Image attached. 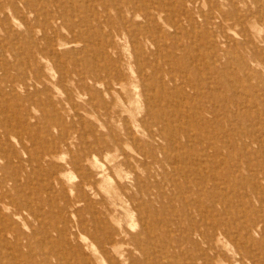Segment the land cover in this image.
<instances>
[{"label":"rangeland","instance_id":"1","mask_svg":"<svg viewBox=\"0 0 264 264\" xmlns=\"http://www.w3.org/2000/svg\"><path fill=\"white\" fill-rule=\"evenodd\" d=\"M251 1L252 0H234L236 7L240 9L239 14L241 13L240 15H242V17H244L247 14L246 12L249 9L255 7V3ZM135 2H136V5H135ZM142 2L144 3V5ZM192 3L193 4L195 3V4L193 5ZM137 5L139 8L138 7L136 8ZM203 5L209 8L207 7L205 8ZM213 5H215L216 9ZM144 8H145V11H143ZM147 8H150V9H147ZM233 10H234V5L229 0H226V1L225 0H222V1L221 0H206V3H205V0H183V1L182 0H148V1L147 0H143V1L142 0H135V1L134 0H0V153H1L0 154V158H1L0 165L4 163L3 164L4 168L2 169L0 167V170H1L0 171V182H4V185H5L7 183L4 180L6 176H12L16 178L17 182L19 183V184L16 183L19 186L15 184L17 189H14L15 187V186L13 187L14 183L10 181L12 185L7 186L8 188L3 187V189H5L3 192L5 193V191H7L5 194H9L8 196L10 197L12 196L14 199H17L16 201L19 202V205H22L21 203L23 202V200L25 199L29 200L33 209L37 211V215H36V212L33 215L30 212L26 211L24 212L22 219L21 218L15 219L18 222L17 227H19V223L21 225L20 226L21 228L19 227L18 231L22 230V232H18V234L15 233V234L8 235L9 237L7 236V239L9 238V240L7 241H9V243H7V241L6 243H4L2 239L0 240V244L2 242L1 244L2 248L0 247V254H1L0 261L1 259H3V257L5 259V257H7L8 255V256H12L14 259H18V264H143V262H146L147 264H185V263L186 264H199V263L200 264H215V263L217 264H222V263L223 264L224 263L240 264V262L241 264H244V262L245 264H254L249 259H247L246 256L252 255L253 253L254 254L257 253L260 256H262V258L258 260L256 264L260 262H262L260 264H264V245H263L264 241L262 240L264 239L263 238L264 237V215H263L264 214V200H263L264 190H262V188H264V147L262 146L264 145V116H263L264 115L263 114L264 113V106H263L264 105V102H263L264 101L263 99L264 98V93H263L264 92V86H263L264 85V76H263L264 66L259 64L255 60L257 55H262L264 57V49H262V52H260L261 48H264V41L261 39L260 34H259L260 31L264 33V30L258 29L259 25L255 23V20H254L253 26H252L253 20H250L249 27H248L249 29L247 32H244L243 27L239 25L233 18L229 17L227 20L222 19L224 12L226 11L233 12ZM179 11H182L183 14H181V12ZM119 12L121 13L120 15H119ZM147 13L148 15H150V17L147 15ZM161 13H162V16H161ZM203 13L205 15L207 13V16H205ZM208 13H209V17H208ZM175 14L179 16H176ZM189 14H191L192 16H190ZM124 16H126V19ZM158 16H160V18ZM127 18L128 19L130 18V19L128 20ZM150 19L151 20L153 19V20L151 21ZM173 19L175 21L174 23L175 24L177 23L176 26L173 24V21H172ZM143 21H146V22H143ZM107 22H108V25H107ZM59 23L61 24V26ZM121 24L122 25L124 24L125 26L124 25L122 26ZM206 24H207V27H206ZM106 26H107V29H106ZM145 26L147 27V29ZM120 27H122V29ZM141 27H144L145 30ZM252 27H254L255 29L254 28L252 29ZM46 28H48L49 31L47 30L46 32ZM139 28L140 30H138ZM154 28L156 31L154 30ZM184 29L187 31H184ZM111 30L113 31L115 30L116 32L115 31L113 32ZM127 30L128 31L130 30L131 34L128 35L129 32ZM53 31L55 32V34L57 33V35H55L56 37L54 36ZM154 31L158 36L155 35ZM204 31H206L205 33H207V36L205 35ZM49 34H51L53 38ZM121 34L122 36H120ZM133 34L134 35L137 34V35L134 36ZM151 34L153 35V37ZM162 34H163V37H162ZM168 34H169V37H168ZM184 34L185 35L188 34V35L184 36ZM78 35L80 38L78 37ZM123 35L125 38L123 37ZM226 35H228L229 37ZM173 36H175L174 37L175 39L173 38ZM145 37L148 40H146ZM72 38L73 39L75 38L76 40L74 39L75 40L74 41ZM152 38H155V39L151 40ZM40 39H42L43 41ZM80 39H81V43H78L80 42ZM59 40H61L62 42ZM82 41H84V43ZM44 42L51 43V44L49 45L45 43L42 45V43ZM68 42L70 43V45ZM171 42L172 43L174 42L173 43L174 45ZM210 42H213V43H210ZM240 42H242L243 45ZM246 42L248 43V45L249 44L250 45L248 46ZM58 43L61 44L60 45L61 47L59 46ZM109 43L110 44L112 43L113 46L115 44L117 45L113 47L112 45H109ZM182 44L183 46H181ZM83 45L87 47L85 48ZM97 45H100V49L104 51V55H102L98 51ZM38 46H40L41 50H39ZM108 46H110L111 48H109ZM231 46H232V49H231ZM240 46H243V47H240ZM227 47L229 50H227ZM107 48L108 50L109 49L111 50H109V52H106L108 51ZM86 49L87 51H89L88 53L86 52ZM238 50H239V53H238ZM56 51H57V54H56ZM82 51L85 53H82ZM127 51H130V52H127ZM131 51H133L135 54L137 53L136 54L137 56H135L134 53ZM189 51H192V52H189ZM149 52H150V55H149ZM45 54L46 55L48 54V55L46 56ZM182 54H186L185 56L187 57H185L184 55L182 56ZM197 54L199 55L198 57H197ZM207 54L209 55V57ZM73 55L74 57H72ZM37 56L39 58H37ZM115 56H116V59L118 60L115 59ZM181 56L184 59H181ZM173 57L174 59H172ZM194 57H196V59ZM44 58L45 60H43ZM134 58L136 59V61ZM189 58L190 60H187ZM233 59L235 62L233 61ZM237 59L238 61L236 63ZM181 60H183V62ZM241 60L244 63L243 62L241 63L240 62ZM247 60L248 62H246ZM250 60L253 63H251ZM113 61L116 63H113ZM184 61L186 62V65L184 64ZM135 62L136 64L139 63L143 65V68L145 70L144 72L146 74L145 75L146 80L143 83V86H145L144 88L146 89L143 90V93L145 92L146 93L144 96L140 95L142 93V87L140 85H138V87L140 86L139 87L140 89L138 87L136 88V91L139 89L138 91L139 93L133 92V88L131 86V83H133L134 81L135 82L133 84H137V83L139 84L138 77H136L137 73L131 72V70L135 69L136 71L138 68L139 64L135 65ZM129 63H131L132 67L130 66ZM249 63H251V65L253 64V66H251L253 68L250 69ZM212 64L214 65L212 66ZM100 65H104L105 67H107L108 68L107 71L111 73L113 72L112 66H114L117 70L121 71V73L123 72L122 73L123 77H121L120 81L121 82L123 81V83L126 85L124 86V88L119 89L120 90L119 95L125 96V102L128 105V109L132 112V114L134 113L133 115L137 116V118L147 119L149 122L152 121V118L154 119L155 117H162L166 121V122L164 121L163 124L169 126V127H166V129L168 130V133L166 136L167 138L165 139H162L159 137H157L156 139L152 138L148 136L147 134H145L143 130H140L139 127H137L138 132L135 135L129 136L127 134L129 126L127 125L126 122L117 121V120H111L109 123L107 122L104 112L106 110V106H107L106 104L108 105L111 104L110 103L111 97L109 96L110 91H107L105 85L102 87L101 86L102 83L97 82L90 73V69L92 67L94 68ZM182 66H183V69L181 68ZM203 67L204 68L206 67V68L204 69ZM239 67H241V70ZM254 67L256 69L258 67L259 70L258 69L257 70L260 71L261 73L258 72ZM214 68L215 70H213ZM76 69L78 70L79 73H76L77 72ZM68 70L69 71L71 70V72H69ZM192 70L193 72L195 71V73L191 72ZM197 70L199 72H196ZM39 71L40 72L43 71V74L39 73ZM214 71L216 73H214ZM224 72H226L227 75ZM247 72H250V73H247ZM73 73H74V76L71 78L69 75L71 74L73 75ZM196 73H198V75ZM223 73H224V76L226 75L225 78L223 76ZM79 74L82 76H80ZM191 74L194 76L195 79L193 78ZM205 74L206 75L208 74V75L206 76ZM235 74L236 76L239 74L238 76L240 78L238 76L236 77ZM131 75L133 79H131ZM259 75L261 77H259ZM35 76H37V79ZM256 76L258 77L257 81H256ZM58 77H61V79ZM81 77L87 80H83ZM102 77L101 79L104 81L105 79ZM124 77H126V80ZM202 78H207L208 80L207 79L202 80ZM43 79H45L46 82L45 81L43 82ZM66 79H69V80L66 81ZM182 79L183 81H181ZM62 80L64 81V83L62 82ZM174 80L175 82H173ZM186 80H187V84L189 82L190 86L186 84ZM211 80L212 82H209ZM34 81L36 83H34ZM75 81L77 84L79 83L78 84L79 86L75 83ZM205 81H208V82H205ZM246 81L248 83L247 86H246ZM166 82H168L170 86ZM195 82L197 83V85ZM221 82L222 84H220ZM89 83L91 85H89ZM80 85H81V88H80ZM88 85L91 87L89 88ZM216 87L219 88V90L216 89ZM163 89L165 90V92H163L164 91ZM87 90H92V91L88 92ZM257 91L259 92V94L256 93ZM90 93L92 96L90 95ZM228 93L229 94L231 93L232 95L234 93L233 97L231 94L230 96ZM256 95L258 97H255ZM89 96L92 98L90 99ZM94 96L96 99L94 98ZM245 96L248 97V99L245 100L246 98ZM129 97H131V100ZM221 97L224 99H222ZM239 97H241L243 102L241 101ZM88 98L90 99L89 101L91 103H94V104L96 103L97 105L96 104L92 105L88 101ZM136 98L138 101L136 100ZM132 100L134 103H131ZM107 101L109 102L107 103ZM261 102L263 103L262 105H261ZM228 103L231 105V110H230V106L228 105ZM198 105L201 107H199ZM148 106H150V111H148ZM205 106H206V109H204ZM211 106L213 107L214 111L213 109L211 110L212 108ZM99 107H101L100 108L101 113L99 112ZM222 107L224 108L221 109ZM239 107L241 110H239ZM138 108L141 110L138 111ZM199 108H201V110ZM95 109H97L98 112H96L97 110ZM129 110H128V113H130ZM199 110L201 112H199ZM223 110L225 111L223 112ZM238 116H241V117H238ZM101 118H103V120ZM128 120L131 121L130 119ZM7 124L13 125V129H11L13 130V133L11 131V134H10V130H8L9 132L7 130L5 131V129H8L5 126ZM108 124L114 128V129L112 128L113 131L111 130V127ZM111 124H114V125H111ZM107 127H109L110 129H108ZM252 127L254 128L252 129ZM235 130L238 132V134L236 133ZM14 131H17V132H14ZM101 132L104 134H102ZM111 132H112V138L110 134ZM100 133L102 135H100ZM184 133L186 135L187 134L189 135L185 136ZM14 134L16 135L14 136ZM121 134H122V138H124L123 140L120 137ZM247 134H250V135H247ZM123 135L125 137H123ZM32 136L33 138L29 139ZM6 137L8 140L6 139ZM117 137H120L118 140L119 145L116 144L115 139ZM130 137L132 140L135 138L138 141L137 140L135 141L134 139V141L132 142V140L129 139ZM15 139H17L18 141L17 140L15 141ZM68 140H70L69 141L70 144ZM52 141L53 142L55 141V142L52 144ZM244 142L247 144H245ZM55 143L56 144L58 143V144L56 145ZM50 144H52V146ZM58 145L60 146V148H58L59 147ZM70 145L72 146V148ZM91 145L93 147H91ZM110 145L114 149L110 147ZM161 145L162 147H164L165 157L162 153L158 152L159 149H161L159 147ZM43 146H44V149L42 148ZM244 146L247 147L246 150ZM4 147H6V149ZM10 147L12 148L10 149ZM65 147H69V149ZM22 148L23 150H21ZM32 148H33V151L30 150ZM57 148L59 149V151ZM99 148H100V151H99ZM24 149L28 152H26ZM28 149L31 151V153ZM38 150H39V153L37 152ZM145 150H148V151H145ZM187 150L190 152H188ZM247 150L250 151V153ZM16 151L18 152L16 153ZM42 151L44 152L42 153ZM103 151L104 152L107 151L108 153L107 152L104 153ZM9 152H11L10 153L11 155L9 154ZM71 152L72 154L74 153L73 156H76V157L78 156V159L73 156L71 157L72 155ZM152 152L154 156H152L153 155ZM185 152L186 153L188 152V153L186 154ZM195 152L200 153V154L207 153L206 155H212V156L217 155V154L218 155L220 154L222 156L225 155L224 157H226L227 159H231L232 162L234 158V162L238 163V168L237 170L232 169L234 171L228 170L229 168L223 169L222 171L219 170L221 173H219V171L216 172V177L218 180L217 184L206 181L207 185L204 184L203 189L201 188V190H198L194 188L195 190L193 192L196 193V190H197L200 193H196V194H193V192L186 193L185 189L188 188V185L186 183V180L183 178V176H180V173H182V167L180 168L176 162H179L180 159L184 158V155L190 156L192 154H195ZM18 153H20L22 156H20V154L18 156ZM27 153L29 154L33 153V154L28 155ZM34 153H36L37 156L40 157L39 160H36L38 157ZM50 153H52L51 155L53 158L51 157ZM63 153H65V155ZM245 153L246 154L248 153V154L246 155ZM44 154H46L45 155L46 157L44 156ZM149 154L150 155L152 154V155L148 156ZM9 155L11 156L9 159L8 157H4V156H9ZM122 157L124 158V162H123ZM152 157L155 159H153ZM20 158H23V160L19 161ZM41 158L43 160L46 159L45 160L46 163ZM13 159H15L16 161ZM73 159L75 160V162ZM80 159H84V161L81 160L82 164L80 163ZM70 160L73 162H71ZM154 160H155V163H154ZM5 161L7 162V164L10 165V167L6 165ZM9 161L10 162L13 161V162L10 163ZM18 161L21 163L19 164ZM83 162L85 164H83ZM101 162L103 164L105 163V166L101 165L102 164ZM126 162L129 164H127ZM142 162H144L143 164L145 166L142 165ZM38 163L41 165H39ZM98 164H100V166H98ZM5 166H7L8 168L5 169L6 168ZM38 166H41V167L38 168ZM248 166L250 167L252 166V167L248 168ZM27 167L30 168V171ZM54 168L55 170H53ZM59 168L62 170H60ZM81 168L82 169L85 168V169L82 170ZM86 168H89L91 170L87 169L88 170L87 171ZM248 169L250 170L248 171ZM6 170L11 171L12 174H10L11 172H6ZM26 170H28V174ZM31 171L32 172L35 171L34 174ZM89 171L92 174H90ZM21 172H23L24 174ZM85 172L89 177L92 176L90 177L92 179L88 178ZM20 175L22 176L21 178H19ZM29 175H31V177ZM83 175H86V176L83 177ZM93 175L94 176L96 175L95 178ZM25 176L27 177L26 179H25ZM100 176L101 178H99ZM238 176L239 177L241 176L240 179H237ZM52 177L54 178L52 179ZM243 177L244 179H242ZM246 177L248 178L247 180H246ZM59 178L62 179V183ZM222 179L225 183L222 181ZM249 179L250 181H248ZM78 181H80L84 185V187ZM50 183H54V184H50ZM59 183L61 185L63 184L64 186L63 185L61 186ZM122 183H124V186L122 185ZM96 185H99V186H96ZM209 185H211L210 187H212V189L208 188ZM261 185L263 186L261 187ZM1 186H3V183L1 184ZM92 189L94 190L92 191ZM230 189H233V190L231 191ZM17 190H19V192H16L17 193L16 194L15 191ZM83 192L85 193V196ZM214 193H217L219 195L214 194ZM226 193H228L229 195L227 196ZM240 193H241V197H240ZM94 194L98 196L96 197ZM182 194L186 196V202L188 203V207L182 206V202L178 198V196H181ZM199 194H201L202 197ZM212 194H214L215 196H213ZM224 194L227 196V198ZM232 194H235V197ZM204 195H206V198ZM211 195L215 199L211 197ZM15 196L17 198H15ZM88 197L92 198V201ZM130 198L132 199L130 200ZM9 199L10 198H6L5 201H9ZM96 199H98L99 201H97ZM149 200L152 202H150ZM195 201L197 203H200L202 206L201 212H204V213H201V215H199V213L196 212L194 208L195 205L193 206V204L196 203ZM242 202L244 203V205ZM135 205H136V208H134ZM203 205H204V208H203ZM0 206H1V203H0ZM87 207L88 208L90 207L89 210ZM98 207H100L101 210H99L100 208ZM156 207L158 209H156ZM217 207H219L220 209H218ZM107 208L109 212L106 211ZM223 208H226L227 210ZM102 209L104 210L102 211ZM146 210L148 211L150 210V211L148 212ZM154 210H158V211H154ZM188 210H190V212ZM222 210L226 212L224 213ZM73 212L75 213V216L73 215L74 214ZM193 212L195 216H193L194 215ZM81 213L83 214L82 216H81ZM77 214L78 215L80 214V215L78 216ZM188 214H191V215H188ZM247 215H249L250 217ZM131 217L134 220V222L131 219ZM82 219H84L83 222L85 223L82 222ZM256 219H258V221ZM93 220L95 221V223ZM218 220L220 223L223 222L225 229L218 230V229H215L216 226L213 227L214 225L212 224V222L218 221ZM96 222L98 223L100 227L97 226ZM141 222L142 223L144 222V223L142 224ZM145 223H146V226H145ZM228 223H230L232 227ZM196 224H198V226ZM210 224L212 225L213 228H211ZM192 225H193V228H192ZM149 226H151V228H149ZM233 226L236 228H234ZM49 227L50 228L52 227L51 231H48ZM118 227L119 229H117ZM146 227H148V229H146ZM114 228L117 229L120 234H114V235L107 234L109 233V231L114 230ZM131 230L132 231L134 230V232H131ZM147 231L149 233H152V232L153 233L147 234L148 233ZM229 231H232V232H229ZM201 234H202V237H200ZM212 234L216 238H219L220 236V238L222 239L221 241L225 243L224 244L217 243L216 238L211 239L210 235ZM244 234L246 235L247 238L245 237ZM236 235H238L237 236L238 239L236 238ZM153 236H155L156 239L154 238L152 240L151 238H153ZM230 237H232L231 238L232 240L230 239ZM256 237L257 238L260 237V238L257 239ZM133 238L139 239L142 242V247L140 249L134 247L132 243L134 240ZM195 238L197 239V241L195 240ZM111 239L113 240L115 239V240L113 241ZM235 241H236V244H234ZM214 242L216 243L214 244ZM239 242L240 243L242 242L241 244L243 246L242 245L240 246ZM94 244L95 246H93ZM226 244L228 247L226 246ZM206 245H208L209 247ZM214 245L215 246L217 245L218 247L216 246L215 247L216 249H215ZM242 247L244 249H243L242 254H240L238 253L237 249L242 248ZM250 247L252 248L253 252ZM260 247L262 250L260 249ZM71 248L73 250H71ZM77 248H79L81 252H79ZM202 248H203V251H202ZM129 251L130 252L132 251L133 254L132 252L130 253ZM214 252L216 253V256H213L215 255ZM119 253L120 254L122 253V254L120 255ZM210 253L212 254L210 255ZM223 253L226 254V257ZM217 254L220 256H218ZM174 256H177V257H174ZM133 258H135L136 260H134ZM144 258L145 260L147 258V260L145 261ZM236 260H239L240 262L238 263ZM247 260L249 262H247ZM4 261H6V259ZM8 264H11V263H8Z\"/></svg>","mask_w":264,"mask_h":264},{"label":"bare ground","instance_id":"2","mask_svg":"<svg viewBox=\"0 0 264 264\" xmlns=\"http://www.w3.org/2000/svg\"><path fill=\"white\" fill-rule=\"evenodd\" d=\"M135 1V0H134ZM143 1V0H142ZM148 1V0H147ZM183 1V0H182ZM222 1V0H221ZM226 1V0H225ZM229 1H231L232 2V4L234 5V10H233V12H224V14H223V16H222V19H224V20H227L229 17H231V18H233L239 25H241L242 27H243V31L244 32H247L248 31V27H249V22H250V20H253V24H252V26L254 25V20H255V23L256 24H258L259 26H258V29H260V30H264V0H252L254 3H255V7L254 8H251V9H249L246 13V15L244 16V17H242V15H240L239 14V12H240V9L238 8V7H236V5H235V3H234V0H229ZM251 1V2H252ZM181 2V1H180ZM139 3H140V1H139ZM143 3V2H142ZM191 3V2H190ZM197 3V2H196ZM205 3H206V0H205ZM213 3H214V1H213ZM223 3H224V1H223ZM242 3V2H241ZM87 4H88V2H87ZM146 4V3H145ZM147 4H148V2H147ZM183 4H184V2H183ZM193 4V3H192ZM195 4V3H194ZM193 4V5H194ZM135 5H136V2H135ZM143 5H144V3H143ZM190 5V4H189ZM192 5V6H193ZM224 5H225V3H224ZM223 5V6H224ZM227 5V4H226ZM149 6V5H148ZM185 6H186V4H185ZM204 6V5H203ZM214 7H215V5H213ZM138 7V5L136 6V8ZM141 7H143V6H141ZM205 7V6H204ZM207 7V6H206ZM205 7V8H206ZM133 8V7H132ZM135 8V7H134ZM135 8V9H136ZM139 8V7H138ZM186 8V7H185ZM184 8V9H185ZM207 8H209V7H207ZM142 9V8H141ZM147 9H150V8H147ZM189 9V8H188ZM201 9V8H200ZM215 9H216V7H215ZM137 10H139V9H137ZM160 10H161V8H160ZM183 10V9H182ZM204 10V9H203ZM224 10V9H223ZM226 10V9H225ZM232 10V9H231ZM143 11H145V8H144V10ZM157 11V10H156ZM192 11V10H191ZM201 11V10H200ZM208 11V10H207ZM214 11V10H213ZM148 12V11H147ZM155 12V11H154ZM159 12V11H158ZM179 12H181V14H183L182 13V11H179ZM184 12H185V10H184ZM209 12V11H208ZM222 12V11H221ZM192 13V12H191ZM210 13V12H209ZM209 13H208V17H209ZM121 13L119 12V15H120ZM159 14V13H158ZM185 14V13H184ZM204 14V13H203ZM219 14V13H218ZM147 15H148V13H147ZM160 15V14H159ZM176 15V14H175ZM174 15V16H175ZM188 15V14H187ZM190 16H192L191 14H189ZM199 15V14H198ZM205 15V14H204ZM220 15V14H219ZM53 16V15H52ZM51 16V17H52ZM57 16H59V15H57ZM62 16V15H61ZM146 16V15H145ZM149 17H150V15H148ZM157 16V15H156ZM161 16H162V13H161ZM164 16V15H163ZM174 16H172V17H174ZM176 16H179V15H176ZM181 16V15H180ZM205 16H207V13H206V15ZM211 16V15H210ZM50 17V18H51ZM65 17V16H64ZM125 17V19H126V16H124ZM149 17H148V19H149ZM159 18H160V16H158ZM189 17V16H188ZM194 17V16H193ZM200 17V16H199ZM212 17V16H211ZM220 17V16H219ZM55 18V17H54ZM122 18V17H121ZM120 18V19H121ZM133 18V17H132ZM131 18V19H132ZM156 18V17H155ZM164 18H166V17H164ZM168 18V17H167ZM180 18V17H179ZM198 18V17H197ZM221 18V17H220ZM56 19V18H55ZM58 19V18H57ZM60 19V18H59ZM124 19V18H123ZM123 19H122V21H123ZM128 19V18H127ZM130 19V18H129ZM128 19V20H129ZM157 19V18H156ZM175 19V18H174ZM174 19L172 20L173 21V24L176 26V24L174 23L175 21H174ZM186 19V18H185ZM192 19V18H191ZM194 19V18H193ZM48 20V19H47ZM62 20V19H61ZM65 20V19H64ZM151 20V19H150ZM153 20V19H152ZM151 20V21H152ZM159 20V19H158ZM162 20H163V18H162ZM200 20V19H199ZM156 21V20H155ZM166 21V20H165ZM182 21V20H181ZM211 21V20H210ZM222 21V20H221ZM56 22V21H55ZM143 22H146V21H143ZM161 22V21H160ZM180 22V21H179ZM178 22V23H179ZM185 22V21H184ZM183 22V23H184ZM188 22H190V21H188ZM192 22H193V20H192ZM47 23V22H46ZM64 23V22H63ZM122 23V22H121ZM126 23V22H125ZM140 23V22H139ZM142 23V22H141ZM154 23V22H153ZM168 23H169V21H168ZM197 23V22H196ZM222 23V22H221ZM233 23V22H232ZM51 24V23H50ZM60 24V23H59ZM111 24V23H110ZM132 24V23H131ZM186 24V23H185ZM184 24V25H185ZM200 24V23H199ZM228 24V23H227ZM251 24V23H250ZM53 25V24H52ZM66 25V24H65ZM107 25H108V22H107ZM112 25H114V24H112ZM122 25V24H121ZM124 25V24H123ZM122 25V26H123ZM136 25H138V24H136ZM145 25V24H144ZM150 25V24H149ZM159 25V24H158ZM161 25H162V23H161ZM166 25H168V24H166ZM183 25V24H182ZM225 25V24H224ZM45 26V25H44ZM58 26V25H57ZM60 26H61V24H60ZM125 26V25H124ZM132 26V25H131ZM134 26H135V24H134ZM165 26V25H164ZM163 26V27H164ZM238 26V25H237ZM53 27V26H52ZM51 27V28H52ZM55 27V26H54ZM64 27V26H63ZM128 27V26H127ZM127 27H125V28H127ZM146 27V26H145ZM154 27V26H153ZM160 27V26H159ZM158 27V28H159ZM171 27V26H170ZM169 27V28H170ZM187 27V26H186ZM194 27V26H193ZM203 27V26H202ZM206 27H207V24H206ZM226 27H228V26H226ZM233 27H234V25H233ZM49 28V27H48ZM48 28H46V32H47V30H48ZM62 28V27H61ZM114 28V27H113ZM112 28V29H113ZM121 29H122V27H120ZM135 28V27H134ZM141 28H143L144 29V27H141ZM151 28V27H150ZM149 28V29H150ZM157 28V27H156ZM167 28V27H166ZM165 28V29H166ZM190 28V27H189ZM212 28V27H211ZM215 28V27H214ZM254 27H252V29H253ZM44 29V28H43ZM50 29V28H49ZM106 29H107V26H106ZM118 29H119V27H118ZM117 29V30H118ZM146 29H147V27H146ZM174 29V28H173ZM213 29V28H212ZM255 29V28H254ZM257 29V30H258ZM52 30V29H51ZM136 30V29H135ZM138 30H140V28L138 29ZM145 30V29H144ZM152 30H153V28H152ZM151 30V31H152ZM154 30H155V28H154ZM181 30H182V28H181ZM192 30H193V28H192ZM191 30V31H192ZM205 30V29H204ZM231 30V29H230ZM49 31V30H48ZM111 31H113V30H111ZM115 31V30H114ZM113 31V32H114ZM128 31V30H127ZM126 31V32H127ZM133 31V30H132ZM156 31V30H155ZM155 31H154V33H155ZM165 31V30H164ZM164 31H163V33H164ZM174 31V30H173ZM173 31H172V33H173ZM184 31H187V30H185L184 29ZM188 31H189V29H188ZM45 32V33H46ZM54 32V31H53ZM116 32V31H115ZM119 32H120V30H119ZM129 33H128V35L129 34H131V32H130V30L128 31ZM135 32V31H134ZM142 32H143V30H142ZM158 32V31H157ZM167 32V31H166ZM169 32V31H168ZM196 32V31H195ZM206 31H204V33H205ZM217 32H218V30H217ZM237 32V31H236ZM243 32V33H244ZM45 33H43V34H45ZM72 33V32H71ZM118 33V32H117ZM138 33V32H137ZM149 33V32H148ZM153 33V32H152ZM179 33H180V31H179ZM184 33V32H183ZM186 33H188V32H186ZM185 33V34H186ZM198 33V32H197ZM249 33V32H248ZM52 34V33H51ZM51 34H49V35H51ZM74 34V33H73ZM120 34V33H119ZM166 34V33H165ZM184 34V36H187V35H185ZM200 34V33H199ZM213 34V33H212ZM220 34V33H219ZM259 34H260V37H261V39L264 41V33L263 32H259ZM55 35H57V33L55 34V32H54V36ZM75 35H76V33H75ZM74 35V36H75ZM134 35V34H133ZM132 35V36H133ZM135 35H137V34H135ZM134 35V36H135ZM152 35V34H151ZM155 35H157L156 33H155ZM172 35V34H171ZM170 35V36H171ZM205 35L207 36V33H205ZM221 35V34H220ZM249 35V34H248ZM252 35V34H251ZM47 36V35H46ZM52 36V35H51ZM60 36H62V35H60ZM65 36V35H64ZM72 36V35H71ZM82 36V35H81ZM115 36H116V34H115ZM120 36H122V34L120 35ZM147 36V35H146ZM158 36V35H157ZM156 36V37H157ZM192 36V35H191ZM205 36V37H206ZM226 36H228V35H226ZM225 36V37H226ZM56 37V36H55ZM58 37V36H57ZM78 37H79V35H78ZM110 37V36H109ZM123 37H124V35H123ZM130 37V36H129ZM152 37H153V35H152ZM162 37H163V34H162ZM168 37H169V34H168ZM175 36H173V38H174ZM177 37V36H176ZM197 37V36H196ZM200 37V36H199ZM203 37V36H202ZM221 37H223V36H221ZM229 37V36H228ZM42 38V37H41ZM52 38H53V36H52ZM62 38V37H61ZM80 38V37H79ZM83 38V37H82ZM111 38V37H110ZM114 38V37H113ZM125 38V37H124ZM146 38V37H145ZM149 38H150V36H149ZM167 38V37H166ZM204 38V37H203ZM207 38V37H206ZM205 38V39H206ZM219 38V37H218ZM237 38V37H236ZM249 38V37H248ZM46 39V38H45ZM57 39V38H56ZM59 39H60V37H59ZM66 39H67V37H66ZM69 39H70V37H69ZM73 39V38H72ZM75 39V38H74ZM73 39V40H74ZM108 39V38H107ZM112 39V38H111ZM155 38H152L151 40H154ZM170 39V38H169ZM175 39V38H174ZM227 39H229V38H227ZM244 39H245V37H244ZM250 39V38H249ZM254 39V38H253ZM40 40H42V39H40ZM47 40V39H46ZM76 40V39H75ZM74 40V41H75ZM77 40H78V38H77ZM146 40H148L147 38H146ZM158 40V39H157ZM188 40V39H187ZM232 40V39H231ZM43 41V40H42ZM59 41H61V40H59ZM58 41V42H59ZM68 41H70V40H68ZM109 41V40H108ZM113 41V40H112ZM135 41V40H134ZM139 41V40H138ZM165 41V40H164ZM178 41V40H177ZM210 41V40H209ZM239 41V40H238ZM243 41V40H242ZM250 41V40H249ZM253 41H255V40H253ZM41 42V41H40ZM49 42V41H48ZM56 42V41H55ZM62 42V41H61ZM66 42V41H65ZM72 42V41H71ZM78 42V41H77ZM83 43H84V41H82ZM111 42V41H110ZM130 42H132V41H130ZM136 42V41H135ZM134 42V43H135ZM155 42V41H154ZM159 42V41H158ZM166 42V41H165ZM174 42H176V41H174ZM173 42V43H174ZM202 42H204V41H202ZM229 42V41H228ZM235 42V41H234ZM46 42H44V43H42V45L43 44H45ZM60 43V42H59ZM58 43V44H59ZM67 43V42H66ZM69 43V42H68ZM74 43V42H73ZM78 43H81V39H80V42H78ZM104 43H105V41H104ZM114 43V42H113ZM137 43H139V42H137ZM156 43H157V41H156ZM170 43V42H169ZM172 43V42H171ZM172 43V44H173ZM210 43H213V42H210ZM236 43V42H235ZM234 43V44H235ZM241 44H242V42H240ZM244 43H245V41H244ZM247 43V42H246ZM252 43V42H251ZM40 44V43H39ZM46 44H51V43H46ZM86 44V43H85ZM133 44V43H132ZM159 44V43H158ZM186 44V43H185ZM202 44V43H201ZM224 44V43H223ZM230 44V43H229ZM253 44V43H252ZM260 44V43H259ZM48 45V46H49ZM61 44H59V46H60ZM63 45V44H62ZM69 45H70V43H69ZM87 45V44H86ZM102 45H103V43H102ZM109 45H112L113 46V44L111 43H109ZM115 45H117V44H115ZM114 45V46H115ZM134 45V44H133ZM174 45V44H173ZM172 45V46H173ZM187 45V44H186ZM232 45V44H231ZM239 45V44H238ZM243 45V44H242ZM247 45H248V43H247ZM250 45V44H249ZM248 45V46H249ZM258 45V44H257ZM52 46V45H51ZM53 46H54V44H53ZM56 46V45H55ZM74 46V45H73ZM84 46V45H83ZM89 46H90V44H89ZM98 47V51L102 54V55H104V51L102 50V49H100V45H97ZM113 46V47H114ZM156 46H158V45H156ZM181 46H183V44L181 45ZM207 46V45H206ZM233 46H235V45H233ZM39 47V50H41L40 49V46H38ZM45 47V46H44ZM58 47V46H57ZM61 47V46H60ZM85 47V46H84ZM87 47V46H86ZM85 47V48H86ZM109 48H111L110 46H108ZM117 47V46H116ZM174 47V46H173ZM179 47V46H178ZM187 47V46H186ZM190 47V46H189ZM225 47V46H224ZM240 47H243V46H240ZM42 48V47H41ZM51 48V47H50ZM56 48V47H55ZM137 48V47H136ZM218 48H220V47H218ZM217 48V49H218ZM234 48V47H233ZM245 48V47H244ZM243 48V49H244ZM257 48V47H256ZM38 49V48H37ZM45 49V48H44ZM47 49H48V47H47ZM103 49H105V48H103ZM119 49V48H118ZM171 49H172V47H171ZM216 49V50H217ZM231 49H232V46H231ZM236 49H237V47H236ZM262 49H264V48H261V50H260V52H262ZM51 50V49H50ZM53 50H54V48H53ZM52 50V51H53ZM107 50H108V48H107ZM109 50H111V49H109ZM109 50L108 51H106V52H109ZM145 50V49H144ZM181 50H182V48H181ZM189 50V49H188ZM209 50V49H208ZM221 50H223V49H221ZM225 50V49H224ZM227 50H229L228 49V47H227ZM43 51V50H42ZM48 51V50H47ZM61 51V50H60ZM76 51V50H75ZM134 51V50H133ZM133 51H131V52H133ZM142 51H143V49H142ZM159 51V50H158ZM172 51H173V49H172ZM187 51V50H186ZM218 51V50H217ZM233 51V50H232ZM244 51V50H243ZM37 52V51H36ZM44 52H45V50H44ZM50 52V51H49ZM86 52L88 53L89 51H87V49H86ZM112 52V51H111ZM118 52V51H117ZM127 52H130V51H127ZM183 52V51H182ZM189 52H192V51H189ZM257 52V51H256ZM48 53V52H47ZM71 53V52H70ZM82 53H85V52H83L82 51ZM122 53V52H121ZM121 53H119V54H121ZM134 53V52H133ZM144 53V52H143ZM156 53V52H155ZM170 53H172V52H170ZM173 53H175V52H173ZM184 53V52H183ZM186 53V52H185ZM200 53V52H199ZM203 53V52H202ZM222 53V52H221ZM229 53V52H228ZM235 53V52H234ZM238 53H239V50H238ZM38 54H39V52H38ZM37 54V55H38ZM56 54H57V51H56ZM61 54V53H60ZM66 54H68V53H66ZM110 54V53H109ZM118 54V55H119ZM137 54V53H136ZM135 53H134V55L135 56H137ZM142 54V53H141ZM146 54H148V53H146ZM189 54V53H188ZM256 54V53H255ZM260 54V53H259ZM43 55V54H42ZM41 55V56H42ZM46 55V54H45ZM48 55V54H47ZM46 55V56H47ZM52 55H53V53H52ZM51 55V56H52ZM130 55V54H129ZM139 55V54H138ZM149 55H150V52H149ZM152 55H153V53H152ZM172 55V54H171ZM185 56L186 54H182V56ZM208 55V54H207ZM206 55V56H207ZM223 55H224V53H223ZM238 55H240V54H238ZM58 56V55H57ZM76 56V55H75ZM105 56H107V55H105ZM120 56V55H119ZM131 56H132V54H131ZM140 56V55H139ZM138 56V57H139ZM181 56V59H184L183 57ZM189 56H191V55H189ZM199 55L197 54V57H198ZM206 56H205V58H206ZM218 56V55H217ZM220 56H222V55H220ZM35 57V56H34ZM43 57V56H42ZM41 57V58H42ZM72 57H74V55L72 56ZM130 57V56H129ZM142 57V56H141ZM144 57V56H143ZM146 57H148V56H146ZM176 57V56H175ZM185 57H187V56H185ZM208 57H209V55H208ZM242 57H243V55H242ZM250 57V56H249ZM37 58H39L38 56H37ZM50 58V57H49ZM53 58V57H52ZM58 58V57H57ZM137 58V57H136ZM150 58V57H149ZM148 58V59H149ZM195 59H196V57H194ZM213 58V57H212ZM227 58V57H226ZM225 58V59H226ZM231 58H232V56H231ZM233 58H234V56H233ZM51 59V58H50ZM115 59H116V56H115ZM135 59V58H134ZM139 59V58H138ZM172 59H174V57L172 58ZM200 59V58H199ZM211 59V58H210ZM43 60H45V58L43 59ZM55 60H57V59H55ZM116 60H118V59H116ZM116 60H114V61H116ZM121 60V59H120ZM187 60H190V58L189 59H187ZM242 60H244V59H242ZM240 61L241 63L243 62V61ZM255 60L259 63V64H261V65H263L264 66V57L262 56V55H257V57L255 58ZM37 61V60H36ZM113 61V63H116V62H114ZM130 61V60H129ZM135 61H136V59H135ZM141 61V60H140ZM182 62H183V60H181ZM186 61V60H185ZM184 61V64L186 65V62ZM193 61V60H192ZM191 61V62H192ZM222 61V60H221ZM225 61V60H224ZM233 61H234V59H233ZM237 61H238V59L236 60V63H237ZM121 62V61H120ZM151 62V61H150ZM190 62V61H189ZM194 62V61H193ZM235 62V61H234ZM246 62H248V60L246 61ZM250 62L251 63H253L251 60H250ZM54 63V62H53ZM153 63V62H152ZM151 63V64H152ZM175 63H176V61H175ZM174 63V64H175ZM210 63V62H209ZM239 63V62H238ZM244 63V62H243ZM251 63H249L250 64V69L251 68H253V67H251V66H253V64L251 65ZM130 64V66L132 67V65H131V63H129ZM128 64V65H129ZM139 64V63H138ZM138 64H136V62H135V65H138ZM143 64V63H142ZM188 64V63H187ZM211 64V63H210ZM230 64H231V62H230ZM257 64V63H256ZM258 64V65H259ZM120 65V64H119ZM147 65H148V63H147ZM189 65V64H188ZM207 65V64H206ZM214 64H212V66H213ZM219 65V64H218ZM221 65H222V63H221ZM220 65V66H221ZM227 65V64H226ZM241 65V64H240ZM245 65H247V64H245ZM245 65H243V66H245ZM56 66V65H55ZM121 66V65H120ZM155 66V65H154ZM179 66V65H178ZM184 66V65H183ZM183 66L181 67L182 69H183ZM191 66H192V64H191ZM198 66V65H197ZM204 66V65H203ZM255 66V65H254ZM117 67V66H116ZM145 67H146V65H145ZM147 67H149V66H147ZM175 67V66H174ZM215 67V66H214ZM228 67V66H227ZM229 67H231V66H229ZM74 68V67H73ZM77 68V67H76ZM112 68H113V72L111 73V72H109V71H107V67H105L104 65H100V66H96V67H92L91 69H90V73H91V75L94 77V79L97 81V82H100V83H102L101 84V86L103 87L104 85L106 86V89H107V91H110L109 92V96L111 97V101H110V105H108V104H106L107 106H106V110H105V112H104V115H105V118H106V120H107V122L109 123L111 120H117V121H122V122H126L127 123V125L129 126L128 127V135L129 136H133V135H135L137 132H138V128L137 127H139L140 128V130H143V132L145 133V134H147L148 136H150V137H152V138H157V137H159V138H162V139H165V138H167L166 136H167V133H168V130L166 129V127H169V126H167V125H165V124H163V122L165 121L162 117H155L154 119L152 118V121L151 122H149L147 119H139V118H137V116H135V115H133L132 114V112L128 109V105L126 104V102H125V96L124 95H119L120 94V90L119 89H122V88H124V86L126 85V84H124L123 83V81L121 82L120 80H121V77H123L122 76V73H121V71H119V70H117L114 66H112ZM134 68V67H133ZM188 68V67H187ZM186 68V69H187ZM189 68H190V66H189ZM193 68H194V66H193ZM196 68V67H195ZM204 68V67H203ZM206 68V67H205ZM204 68V69H205ZM212 68V67H211ZM217 68V67H216ZM219 68V67H218ZM240 68V70H241V67H239ZM255 68V67H254ZM146 69V68H145ZM169 69H170V67H169ZM172 69H173V67H172ZM180 69V68H179ZM181 69V70H182ZM192 69V68H191ZM210 69V68H209ZM246 69V68H245ZM256 69V68H255ZM257 69H258V67H257ZM256 69V70H257ZM73 70H75V69H73ZM77 70V69H76ZM80 70V69H79ZM124 70V69H123ZM131 70V69H130ZM175 70H177V69H175ZM188 70V69H187ZM194 70V69H193ZM193 70L191 71V72H193ZM213 70H215V68L213 69ZM243 70V69H242ZM249 70V69H248ZM259 70V69H258ZM257 70V71H258ZM69 71V70H68ZM145 70H144V68H143V65H141V64H139L138 65V68H137V70L135 71V69H133V70H131V72H136L137 73V75H136V77H138V82H139V84L137 83V84H133V83H131V86H132V88H133V92H138L139 91V87L141 86L142 87V93L140 94L141 96L143 95H145V93H143V90L144 89H146V88H144L145 86H143V83L145 82V80H146V74H145V72H144ZM153 71H155V70H153ZM180 71V70H179ZM206 71V70H205ZM226 71H228V70H226ZM230 71V70H229ZM244 71V70H243ZM253 71H255V70H253ZM69 72H71V70L69 71ZM188 72V71H187ZM196 72H199L198 70L196 71ZM208 72V71H207ZM258 72H260V71H258ZM39 73H41V74H43V71H39ZM38 73V74H39ZM76 73H79L78 72V70H77V72ZM125 73V72H124ZM181 73V72H180ZM189 73V72H188ZM193 73H195V71L193 72ZM214 73H216L215 71H214ZM221 73V72H220ZM224 73H226V72H224ZM224 73H223V76H224ZM229 73V72H228ZM242 73V72H241ZM247 73H250V72H247ZM254 73V72H253ZM261 73V72H260ZM36 74V73H35ZM83 74H84V72H83ZM157 74V73H156ZM197 75H198V73H196ZM204 74V73H203ZM240 74V73H239ZM238 74V75H239ZM243 74V73H242ZM242 74H241V76H242ZM245 74V73H244ZM34 75V74H33ZM40 75V74H39ZM72 75V74H71ZM71 75H69L71 78L74 76V73H73V75L71 76ZM78 75V74H77ZM80 75V74H79ZM102 75H103V77H102ZM164 75V74H163ZM190 75V74H189ZM192 75V74H191ZM206 75V74H205ZM204 75V76H205ZM208 75V74H207ZM206 75V76H207ZM226 75H227V73H226ZM225 75V76H226ZM237 75V76H238ZM262 75V74H261ZM42 76V75H41ZM40 76V77H41ZM80 76H82V75H80ZM84 76V75H83ZM87 76V75H86ZM148 76V75H147ZM172 76V75H171ZM170 76V77H171ZM184 76V75H183ZM187 76V75H186ZM193 76V75H192ZM196 76V75H195ZM225 76H224V78H225ZM229 76V75H228ZM235 76H236V74H235ZM236 76V77H237ZM244 76V75H243ZM264 76V75H263ZM32 77V76H31ZM36 77V79H37V76H35ZM39 77V78H40ZM47 77V76H46ZM45 77V78H46ZM85 77V76H84ZM88 77V76H87ZM92 77V78H93ZM101 77L102 78H104L105 80L103 81L102 79H101ZM162 77V76H161ZM164 77V76H163ZM190 77V76H189ZM218 77H219V75H218ZM218 77H217V79H218ZM239 77V76H238ZM247 77V76H246ZM254 77H255V75H254ZM259 77H261L260 75H259ZM58 78H60L61 79V77H58ZM63 78V77H62ZM66 78V77H65ZM80 78V77H79ZM82 78V77H81ZM86 78V77H85ZM125 78V80H126V77H124ZM148 78V77H147ZM172 78V77H171ZM176 78H178V77H176ZM192 78V77H191ZM193 78H194V76H193ZM196 78H198V77H196ZM240 78V77H239ZM252 78V77H251ZM50 79V78H49ZM83 79V78H82ZM93 79V80H94ZM131 79H133L132 78V75H131ZM187 79V78H186ZM195 79V78H194ZM203 79H207V78H202V80ZM212 79V78H211ZM237 79V78H236ZM253 79H255V78H253ZM257 79H258V77L256 76V81H257ZM33 80H34V78H33ZM67 80H69V79H66V81ZM76 80V79H75ZM83 80H87V79H83ZM124 80V79H123ZM129 80H130V78H129ZM165 80H166V78H165ZM177 80V79H176ZM191 80V79H190ZM197 80V79H196ZM208 80V79H207ZM226 80V79H225ZM242 80V79H241ZM45 81V79H43V82ZM59 81V80H58ZM64 81H65V79H64ZM64 81L62 80V82L64 83ZM79 81V80H78ZM89 81H90V79H89ZM88 81V82H89ZM172 81V80H171ZM181 81H183V79L181 80ZM192 81V80H191ZM219 81H220V79H219ZM249 81H251V80H249ZM262 81V80H261ZM260 81V82H261ZM42 82V81H41ZM42 82V83H43ZM46 82V81H45ZM82 82V81H81ZM84 82V81H83ZM87 82V83H88ZM125 82V81H124ZM161 82V81H160ZM173 82H175V80L173 81ZM180 82V81H179ZM193 82V81H192ZM205 82H208V81H205ZM209 82H212V80L211 81H209ZM218 82V81H217ZM34 83H36L35 81H34ZM60 83V82H59ZM58 83V84H59ZM67 83V82H66ZM75 83H76V81H75ZM162 83V82H161ZM167 84H169L168 82H166ZM191 83V82H190ZM196 83V82H195ZM219 83V82H218ZM226 83V82H225ZM39 84V83H38ZM77 84V83H76ZM79 84V83H78ZM77 84V85H78ZM96 84V83H95ZM159 84V83H158ZM163 84V83H162ZM166 84V85H167ZM186 84H187V80H186ZM206 84H208V83H206ZM211 84V83H210ZM209 84V85H210ZM220 84H222V82L220 83ZM229 84V83H228ZM236 84H237V82H236ZM235 84V85H236ZM247 81H246V86H247ZM29 85V84H28ZM81 85H83V84H81ZM81 85H80V88H81ZM89 85H91L90 83H89ZM88 85V87L90 88L91 86H89ZM93 85V84H92ZM138 85H140L139 87H138ZM161 85V84H160ZM183 85V84H182ZM187 85H189L190 86V84H189V82H188V84ZM192 85H193V83H192ZM196 85H197V83H196ZM225 85H227V84H225ZM251 85V84H250ZM256 85V84H255ZM260 85V84H259ZM79 86V85H78ZM86 86H87V84H86ZM152 86V85H151ZM157 86V85H156ZM163 86V85H162ZM168 86V85H167ZM169 86H170V84H169ZM175 86V85H174ZM173 86V87H174ZM178 86V85H177ZM185 86V85H184ZM198 86H199V84H198ZM213 86V85H212ZM228 86H230V85H228ZM258 86V85H257ZM264 86V85H263ZM27 87V86H26ZM101 87V88H102ZM139 88L137 91H136V88ZM155 87V86H154ZM160 87V86H159ZM172 87V88H173ZM179 87V86H178ZM194 87V86H193ZM203 87V86H202ZM211 87V86H210ZM214 87V86H213ZM237 87V86H236ZM10 88V87H9ZM79 88V87H78ZM82 88H83V86H82ZM84 88H86V87H84ZM162 88V87H161ZM182 88H183V86H182ZM206 88V87H205ZM246 88V87H245ZM253 88V87H252ZM252 88H250V89H252ZM153 89H155V88H153ZM152 89V90H153ZM175 89V88H174ZM178 89V88H177ZM180 89V88H179ZM186 89H187V87H186ZM199 89V88H198ZM210 89V88H209ZM215 89V88H214ZM216 89H218L219 90V88H217L216 87ZM164 90V89H163ZM169 90V89H168ZM181 90V89H180ZM236 90V89H235ZM242 90V89H241ZM244 90V89H243ZM254 90V89H253ZM88 92L89 91H92V90H87ZM98 91V90H97ZM101 91V90H100ZM104 91V90H103ZM106 91V92H107ZM167 91V90H166ZM209 91V90H208ZM237 91V90H236ZM252 91V90H251ZM262 91V90H261ZM163 92H165V90L163 91ZM175 92H177V91H175ZM190 92V91H189ZM192 92H194V91H192ZM191 92V93H192ZM198 92V91H197ZM201 92V91H200ZM214 92H216V91H214ZM222 92V91H221ZM240 92V91H239ZM255 92V91H254ZM254 92H253V94H254ZM97 93H99V92H97ZM108 93V92H107ZM139 93V92H138ZM173 93V92H172ZM187 93V92H186ZM252 93V92H251ZM256 93H258L259 94V92L257 91ZM264 93V92H263ZM89 94V93H88ZM87 94V95H88ZM174 94V93H173ZM178 94V93H177ZM183 94V93H182ZM200 94V93H199ZM217 94H219V93H217ZM229 94V93H228ZM231 94V93H230ZM229 94V95H230ZM90 95H91V93H90ZM94 95V94H93ZM106 95V94H105ZM108 95V94H107ZM189 95V94H188ZM193 95V94H192ZM196 95V94H195ZM226 95V94H225ZM224 95V96H225ZM232 95V94H231ZM230 95V96H231ZM233 95H234V93H233ZM233 95H232V97H233ZM92 96V95H91ZM96 96V95H95ZM95 96H94V98H95ZM108 96V97H109ZM139 96V95H138ZM214 96H215V94H214ZM219 96H221V95H219ZM223 96V97H224ZM243 96V95H242ZM226 97V96H225ZM224 97V98H225ZM231 97V98H232ZM246 97V96H245ZM255 97H258L257 95L255 96ZM89 98L91 99L92 97H90L89 96ZM88 98V101L90 100ZM130 98V100H131V97H129ZM189 98V97H188ZM222 98V97H221ZM220 98V99H221ZM224 98H222V99H224ZM235 98V97H234ZM240 99H241V97H239ZM261 98V97H260ZM96 99V98H95ZM202 99H204V98H202ZM246 99H248V97H246L245 98V100ZM256 99H258V98H256ZM264 99V98H263ZM93 100V99H92ZM136 100H137V98H136ZM197 100V99H196ZM195 100V101H196ZM217 100V99H216ZM254 100V99H253ZM252 100V101H253ZM261 100V99H260ZM260 100H258V101H260ZM87 101V102H88ZM95 101V100H94ZM109 101H107V103L109 102ZM138 101V100H137ZM140 101V100H139ZM192 101V100H191ZM213 101V100H212ZM234 101V100H233ZM240 101V100H239ZM241 101L243 102V100L241 99ZM251 101V102H252ZM255 101V100H254ZM90 102V101H89ZM206 102V101H205ZM231 102V101H230ZM229 102V103H230ZM242 102H241V104H242ZM246 102V101H245ZM264 102V101H263ZM91 103V102H90ZM131 103H134L133 102V100L131 101ZM225 103V102H224ZM227 103V102H226ZM228 103V105L230 106V110H231V105ZM235 103H236V101H235ZM253 103V102H252ZM92 105L94 104V103H91ZM96 104V103H95ZM94 104V105H95ZM138 104V103H137ZM178 104V103H177ZM263 103L261 102V105H262ZM97 105V104H96ZM221 105V104H220ZM227 105V104H226ZM225 105V106H226ZM238 105V104H237ZM246 105H248V104H246ZM255 105V104H254ZM199 106V105H198ZM207 106V105H206ZM206 106L204 107V109H206ZM228 106V107H229ZM243 106H244V104H243ZM264 106V105H263ZM95 107V106H94ZM97 107V106H96ZM137 107V106H136ZM199 107H201V106H199ZM212 107V106H211ZM240 107H241V105H240ZM240 107H239V110H241L240 109ZM257 107V106H256ZM98 108V107H97ZM101 107H99V112L101 111V109H100ZM102 108H104V107H102ZM140 108V107H139ZM138 108V111H140L141 109H139ZM224 107H222L221 109H223ZM263 108V107H262ZM200 110H201V108H199ZM209 109V108H208ZM213 109V107L211 108V110ZM229 109V108H228ZM234 109V108H233ZM257 109V108H256ZM95 110H97V109H95ZM128 110L130 111V113H128ZM199 110V112H201ZM148 111H150V106H148ZM208 111V110H207ZM213 111H214V109H213ZM225 110H223V112H224ZM243 111V110H242ZM246 111V110H245ZM96 112H98V110L96 111ZM198 112V113H199ZM205 112V111H204ZM209 112H210V110H209ZM259 112V111H258ZM101 113V112H100ZM99 113V114H100ZM232 113V112H231ZM246 113V112H245ZM146 114H148V113H146ZM145 114V115H146ZM248 114V113H247ZM264 114V113H263ZM180 115V114H179ZM236 115H237V113H236ZM242 115V114H241ZM250 115H251V113H250ZM92 116V115H91ZM102 116V115H101ZM160 116V115H159ZM234 116V115H233ZM248 116V115H247ZM246 116V117H247ZM262 116V115H261ZM264 116V115H263ZM100 117V116H99ZM235 117V116H234ZM238 117H241V116H238ZM244 117V116H243ZM249 117V116H248ZM252 117V116H251ZM206 118V117H205ZM236 118V117H235ZM245 118V117H244ZM102 120H103V118H101ZM128 119H130L131 121H129ZM253 119V118H252ZM240 120H241V118H240ZM254 120V119H253ZM253 120H252V122H253ZM260 120H261V118H260ZM235 121V120H234ZM233 121V122H234ZM106 122V123H107ZM166 122V121H165ZM229 122V121H228ZM105 123V124H106ZM125 123V124H126ZM239 123V122H238ZM246 123V122H245ZM245 123H243V124H245ZM251 123V122H250ZM118 124H119V122H118ZM168 124V123H167ZM242 124V125H243ZM107 125V124H106ZM109 125V124H108ZM111 125H114V124H111ZM195 125V124H194ZM198 125V124H197ZM234 125H236V124H234ZM254 125V124H253ZM8 129H5V131L7 130H10V134H11V131H12V133H13V130H11V129H13V125H11V124H7V125H5ZM4 126V127H5ZM110 126V125H109ZM240 126V125H239ZM256 126H257V124H256ZM5 127V128H6ZM111 127V126H110ZM126 127V126H125ZM199 127V126H198ZM108 129H110L109 127H107ZM112 128L113 127H111V130H112ZM123 128V127H122ZM242 128V127H241ZM251 128V127H250ZM254 127H252V129H253ZM114 129V128H113ZM219 129H220V127H219ZM256 129V128H255ZM15 130V129H14ZM110 130V131H111ZM125 130V129H124ZM242 130V129H241ZM113 131V130H112ZM236 131V130H235ZM243 131V130H242ZM244 131H245V129H244ZM253 131V130H252ZM255 131V130H254ZM9 132V131H8ZM14 132H17V131H14ZM212 132V131H211ZM21 133V132H20ZM26 133V132H25ZM28 133V132H27ZM102 133V132H101ZM100 133V135H102V134H104V133H102L101 134ZM123 133V132H122ZM125 133V132H124ZM236 133L238 134V132L236 131ZM253 133V132H252ZM261 133V132H260ZM111 134V138H112V132L110 133ZM114 134V133H113ZM126 134V133H125ZM126 134V135H127ZM185 134V133H184ZM218 134V133H217ZM216 134V135H217ZM228 134V133H227ZM236 134V135H237ZM256 134V133H255ZM3 135H4V133H3ZM6 135V134H5ZM16 134H14V136H15ZM19 135V134H18ZM18 135H17V137H18ZM106 135V134H105ZM104 135V136H105ZM109 135V134H108ZM118 135H120V134H118ZM127 135V136H128ZM189 134H185V136H188ZM215 135V134H214ZM247 135H250V134H247ZM252 135V134H251ZM260 135V134H259ZM31 136V135H30ZM137 136V135H136ZM191 136V135H190ZM198 136V135H197ZM205 136V135H204ZM241 136V135H240ZM256 136V135H255ZM257 136H258V134H257ZM116 137V136H115ZM121 138H122V134H121V136H120ZM120 137H117L115 140H116V144L117 145H119V138ZM123 137H125L124 135H123ZM235 137V136H234ZM237 137V136H236ZM243 137H244V135H243ZM250 137V136H249ZM10 138V137H9ZM31 138H33V136L32 137H30L29 139H31ZM246 138V137H245ZM6 139H7V137H6ZM12 139V138H11ZM10 139V140H11ZM22 139V138H21ZM61 139V138H60ZM124 138H122V140H123ZM129 139H131V137L129 138ZM135 139V138H134ZM134 139L132 140V142L134 141ZM150 139V138H149ZM171 139V138H170ZM233 139V138H232ZM240 139V138H239ZM256 139V138H255ZM4 140V139H3ZM8 140V139H7ZM17 139H15V141H16ZM23 140V139H22ZM21 140V141H22ZM33 140V139H32ZM38 140V139H37ZM58 140V139H57ZM65 140V139H64ZM115 140H114V142H115ZM137 139H135V141H136ZM148 140V139H147ZM173 140V139H172ZM198 140V139H197ZM259 140V139H258ZM18 141V140H17ZM20 141V140H19ZM35 141V140H34ZM33 141V142H34ZM61 141V140H60ZM59 141V142H60ZM70 140H68V142H69ZM138 141V140H137ZM243 141H244V139H243ZM261 141V140H260ZM14 142V141H13ZM23 142V141H22ZM25 142H26V140H25ZM55 142V141H54ZM53 141H52V144L54 143ZM66 142V141H65ZM64 142V143H65ZM68 142H67V144H68ZM99 142V141H98ZM124 142V141H123ZM160 142V141H159ZM228 142V141H227ZM235 142V141H234ZM233 142V143H234ZM246 142V141H245ZM244 142V143H245ZM251 142V141H250ZM4 143V142H3ZM17 143V142H16ZM27 143H29V142H27ZM27 143H25V144H27ZM32 143V142H31ZM35 143V142H34ZM61 143V142H60ZM106 143H108V142H106ZM122 143V142H121ZM127 143V142H126ZM18 144V143H17ZM22 144H24V143H22ZM52 144H50L51 146H52ZM56 144V143H55ZM58 144V143H57ZM56 144V145H57ZM66 144V145H67ZM69 144H70V142H69ZM157 144V143H156ZM245 144H247V143H245ZM21 145V144H20ZM49 145V146H50ZM159 145V144H158ZM224 145V144H223ZM236 145H237V143H236ZM23 146V145H22ZM26 146V145H25ZM32 146V145H31ZM45 146V145H44ZM44 146L42 147L43 149H44ZM59 146V145H58ZM71 146V145H70ZM96 146V145H95ZM98 146V145H97ZM100 146V145H99ZM106 146V145H105ZM150 146V145H149ZM241 146V145H240ZM263 147H264V145H262ZM24 147V146H23ZM29 147V146H28ZM91 147H93L92 145H91ZM110 147H112L111 145H110ZM116 147V146H115ZM161 149H159V153H162L163 155H164V147H162V145L161 146H159ZM186 147V146H185ZM233 147V146H232ZM232 147H230V148H232ZM238 147V146H237ZM245 147V150L247 149V147L246 146H244ZM261 147V146H260ZM262 147V148H263ZM5 149H6V147H4ZM3 148V149H4ZM12 147H10V149H11ZM14 148V147H13ZM16 148V147H15ZM19 148H20V146H19ZM25 148V147H24ZM27 148V147H26ZM30 148V147H29ZM47 148V147H46ZM48 148H50V147H48ZM53 148V147H52ZM54 148H55V146H54ZM53 148V149H54ZM58 148H60V146L58 147ZM57 148V149H58ZM65 148H68L69 149V147H65ZM64 148V149H65ZM71 148H72V146H71ZM88 148V147H87ZM98 148V147H97ZM97 148H96V150H97ZM113 148V147H112ZM120 148V147H119ZM119 148H117V149H119ZM158 148V147H157ZM241 148H243V147H241ZM2 149V150H3ZM63 149V148H62ZM91 149V148H90ZM89 149V150H90ZM114 149V148H113ZM186 149V148H185ZM17 150V149H16ZM21 150H23V148L21 149ZM25 150V149H24ZM29 150V149H28ZM30 150H32L33 151V148L32 149H30ZM29 150V151H30ZM85 150V149H84ZM92 150V149H91ZM90 150V151H91ZM103 150V149H102ZM122 150H123V148H122ZM158 150V149H157ZM238 150V149H237ZM26 151V150H25ZM58 151H59V149H58ZM73 151V150H72ZM82 151V150H81ZM80 151V152H81ZM88 151V150H87ZM93 151H94V149H93ZM99 151H100V148H99ZM121 151V150H120ZM145 151H148V150H145ZM188 151V150H187ZM248 151V150H247ZM247 151H245V152H247ZM4 152H5V150H4ZM3 152V153H4ZM18 151H16V153H17ZM24 152V151H23ZM26 152H28V151H26ZM38 153H39V150L37 151ZM36 152V153H37ZM44 151H42V153H43ZM65 152H67V151H65ZM104 152V151H103ZM105 152H107V151H105ZM104 152V153H105ZM151 152V151H150ZM188 152H190V151H188ZM187 152V153H188ZM240 152V151H239ZM243 152V151H242ZM249 153H250V151H248ZM2 153V154H3ZM7 153V152H6ZM11 152H9V154H10ZM14 153V152H13ZM30 153H31V151H30ZM36 153H34L36 156H37V154ZM55 153H57V152H55ZM69 153H70V151H69ZM84 153H85V151H84ZM92 153V152H91ZM96 153H97V151H96ZM99 153V152H98ZM108 153V152H107ZM142 153V152H141ZM144 153V152H143ZM146 153V152H145ZM158 153V154H159ZM186 153V152H185ZM186 153V154H187ZM192 153V152H191ZM1 154V153H0ZM19 154L20 153H18V156H19ZM28 155H32V154H29V153H27ZM52 153H50V155H51ZM64 155H65V153H63ZM63 154H61V155H63ZM71 154H72V152H71ZM74 154V153H73ZM73 154L71 155V157L73 156ZM87 154V153H86ZM152 154H153V152H152ZM151 154V155H152ZM190 154V153H189ZM207 153H205V154H200V153H196L195 152V154H192V155H190V156H188V155H184V158H182V159H180L179 160V162L180 163H182V164H180L179 162H176L178 165H179V167L181 168L182 167V173H180V176H183V178L186 180V183H187V185H188V188L187 189H185V192L186 193H192L195 189L194 188H196V189H198V190H201V188L203 189V185L204 184H206V181L207 182H212V183H214V184H217L218 183V180H217V177H216V172H218L219 170H223V169H227V168H229L228 170H232V169H234V170H237V168H238V163L237 162H234V158H233V162H232V160L231 159H227L226 157H224V156H222V155H206ZM246 154V153H245ZM248 154V153H247ZM246 154V155H247ZM11 155V154H10ZM4 156V157H8V159L11 157V156ZM17 155V154H16ZM24 155V154H23ZM34 155V156H35ZM46 154H44V156H45ZM49 155V156H50ZM54 155V154H53ZM81 155H83V154H81ZM90 155V154H89ZM93 155V154H92ZM95 155V154H94ZM126 155V154H125ZM132 155H134V154H132ZM150 154L148 155V156H151ZM250 155V154H249ZM3 156V155H2ZM13 156H15V155H13ZM20 156H22L21 154H20ZM33 156V157H34ZM40 156H41V154H40ZM107 156V155H106ZM152 156H154V154L152 155ZM158 156V155H157ZM167 156V155H166ZM244 156V155H243ZM3 157V158H4ZM23 157H25V156H23ZM27 157V156H26ZM38 157V156H37ZM42 157H43V155H42ZM46 157V156H45ZM51 157H52V155H51ZM73 157H76V156H73ZM82 157V156H81ZM84 157V156H83ZM91 157V156H90ZM121 157V156H120ZM126 157V156H125ZM134 157V156H133ZM143 157V156H142ZM146 157V156H145ZM164 157H165V155H164ZM19 158V157H18ZM31 158V157H30ZM35 158V157H34ZM48 158V157H47ZM53 158V157H52ZM64 158V157H63ZM77 159H78V156L76 157ZM75 158V159H76ZM87 158V157H86ZM108 158V157H107ZM128 158V157H127ZM131 158V157H130ZM129 158V159H130ZM147 158V157H146ZM153 158V157H152ZM1 159V158H0ZM6 159V158H5ZM27 159V158H26ZM40 159V157H38L36 160H39ZM42 159V158H41ZM55 159V158H54ZM72 159V158H71ZM93 159V158H92ZM122 159H123V162H124V158L122 157ZM153 159H155V158H153ZM12 160V159H11ZM13 160H15V159H13ZM18 160V159H17ZM21 160H23V158H20L19 159V161H21ZM28 160V159H27ZM43 160V159H42ZM46 160V159H45ZM45 160H43V161H45ZM74 160V159H73ZM81 160H83L84 161V159H80V163H81ZM128 160V159H127ZM132 160H133V158H132ZM3 161V160H2ZM8 161V160H7ZM16 161V160H15ZM14 161V162H15ZM18 161V162H19ZM31 161V160H30ZM71 161V160H70ZM70 161H69V163H70ZM77 161V160H76ZM129 161V160H128ZM127 161V162H128ZM141 161H143V160H141ZM145 161V160H144ZM158 161V160H157ZM246 161V160H245ZM248 161H250V160H248ZM247 161V162H248ZM6 162V161H5ZM10 162V161H9ZM13 162V161H12ZM12 162H10V163H12ZM24 162V161H23ZM34 162V161H33ZM32 162V163H33ZM37 162V161H36ZM35 162V163H36ZM42 162V161H41ZM71 162H73V161H71ZM74 162H75V160H74ZM100 162V161H99ZM126 162V163H127ZM131 162V161H130ZM21 162H19V164H20ZM34 163V164H35ZM44 163V162H43ZM45 163H46V161H45ZM52 163V162H51ZM102 163V162H101ZM144 162H142V165H144L143 164ZM154 163H155V160H154ZM250 163V162H249ZM4 164V163H3ZM3 164L2 165H0V167L3 169L4 167H3ZM39 164V163H38ZM82 164V163H81ZM83 164H85L84 162H83ZM90 164V163H89ZM127 164H129V163H127ZM6 165L7 166H9L10 167V165L9 164H7V162H6ZM13 165V164H12ZM18 165V164H17ZM31 165V164H30ZM36 165V164H35ZM39 165H41V164H39ZM43 165V164H42ZM46 165V164H45ZM101 165H104L105 166V163L103 164H101ZM245 165V164H244ZM247 165V164H246ZM251 165V164H250ZM7 166H5L6 168L5 169H7L8 167ZM20 166H22V165H20ZM24 166H25V164H24ZM23 166V167H24ZM32 166V165H31ZM51 166V165H50ZM62 166H63V164H62ZM68 166V165H67ZM78 166V165H77ZM90 166V165H89ZM98 166H100V164H98ZM145 166V165H144ZM243 166V165H242ZM253 166V165H252ZM251 166V167H252ZM12 167H14V166H12ZM17 167V166H16ZM15 167V168H16ZM33 167V166H32ZM31 167V168H32ZM39 167H41V166H38V168ZM43 167V166H42ZM52 167V166H51ZM54 167V166H53ZM58 167H59V165H58ZM69 167V166H68ZM74 167V166H73ZM88 167V166H87ZM250 166H248V168H249ZM250 167V168H251ZM19 168H21V167H19ZM28 168V167H27ZM78 168V167H77ZM79 168H80V166H79ZM89 168H91V167H89ZM89 168H86V170L87 169H89ZM29 169V171H30V168H28ZM37 169V168H36ZM41 169V168H40ZM45 169V168H44ZM43 169V170H44ZM60 169V168H59ZM75 169V168H74ZM82 169V168H81ZM85 169V168H84ZM84 169H82V170H84ZM101 169V168H100ZM103 169V168H102ZM244 169V168H243ZM253 169V168H252ZM13 170V169H12ZM38 170V169H37ZM50 170V169H49ZM53 170H55V168L53 169ZM52 170V171H53ZM60 170H62V169H60ZM76 170V169H75ZM80 170V169H79ZM85 170V171H86ZM89 170H91V169H89ZM111 170V169H110ZM113 170V169H112ZM234 170H232V171H234ZM247 170V169H246ZM250 169H248V171H249ZM1 171V170H0ZM16 171H17V169H16ZM19 171V170H18ZM22 171V170H21ZM33 171V170H32ZM31 171V172H32ZM40 171V170H39ZM51 171V172H52ZM56 171H57V169H56ZM55 171V172H56ZM72 171V170H71ZM77 171H78V169H77ZM76 171V172H77ZM88 171V170H87ZM95 171V170H94ZM4 172H5V170H4ZM6 172H11V171H7L6 170ZM26 172H27V174H28V170H26ZM35 172V171H34ZM34 172H32L33 174H34ZM83 172V171H82ZM90 172V171H89ZM109 172V171H108ZM120 172V171H119ZM21 173H23V172H21ZM57 173V172H56ZM104 173V172H103ZM118 173V172H117ZM151 173V172H150ZM219 173H221L220 171H219ZM226 173V172H225ZM2 174V173H1ZM10 174H12V172L10 173ZM15 174V173H14ZM18 174V173H17ZM24 174V173H23ZM50 174H52V173H50ZM55 174V173H54ZM84 174V173H83ZM85 174H86V172H85ZM90 174H92L91 172H90ZM223 174V173H222ZM57 175V174H56ZM87 175V174H86ZM86 175H83V177L84 176H86ZM220 175V174H219ZM225 175V174H224ZM236 175V174H235ZM235 175H234V177H235ZM2 176V175H1ZM16 176V175H15ZM28 176V175H27ZM30 177H31V175H29ZM94 176V175H93ZM96 176V175H95ZM95 176H94V178H95ZM227 176H229V175H227ZM257 176V175H256ZM17 177V176H16ZM22 176L20 175L19 176V178H21ZM87 177L88 178H90V177H92V176H88L87 175ZM139 177V176H138ZM219 177V176H218ZM237 177V176H236ZM241 177V176H240ZM240 177L238 176V178L237 179H240ZM27 177L25 176V179H26ZM54 177H52V179H53ZM61 178V177H60ZM59 178V179H60ZM97 178V177H96ZM99 178H101V176L99 177ZM98 178V179H99ZM123 178V177H122ZM224 178V177H223ZM227 178H229V177H227ZM232 178V177H231ZM262 178V177H261ZM2 179V178H1ZM24 179V178H23ZM29 179V178H28ZM50 179H51V177H50ZM86 179V178H85ZM90 179H92V178H90ZM242 179H244V177L242 178ZM248 178L246 177V180H247ZM4 180L7 182L5 185H4V182H0V203H1V206H0V240L2 239L3 241H4V243H6V241L7 240H9V238L7 239V236L8 235H11V234H18V232H22V230H20V231H18V229H19V227L21 226L20 225V223H19V227H17L18 226V222L15 220L16 218H23V215H24V212H26V211H28V212H30L31 214H35V212H36V215H37V211H35L34 209H33V207L31 206V203L29 202V200H27V199H25V200H23V202L21 203L22 205H19V202L18 201H16L17 199H14L12 196L10 197V196H8L9 194H5L7 191H5V193L3 192L5 189H3V187H7V186H9V185H12L11 183H10V181H12V183H14L13 184V187L15 186V184L16 183H18L17 182V179L16 178H14V177H12V176H6L5 178H4ZM3 180V181H4ZM21 180V179H20ZM72 180V179H71ZM89 180V179H88ZM94 180V179H93ZM138 180H140V179H138ZM221 180V179H220ZM227 180V179H226ZM23 181V180H22ZM60 181H61V183H62V179H60ZM136 181H137V179H136ZM222 181H223V179H222ZM221 181V182H222ZM244 181V180H243ZM248 181H250V179L248 180ZM257 181H259V180H257ZM31 182H32V180H31ZM50 182V181H49ZM53 182V181H52ZM79 183H81L80 181H78ZM93 182V181H92ZM98 182V181H97ZM139 182V181H138ZM221 182H220V184H221ZM224 182V181H223ZM230 182V181H229ZM237 182V181H236ZM255 182V181H254ZM3 183V186H1V184ZM26 183V182H25ZM30 183V182H29ZM64 183V182H63ZM95 183V182H94ZM121 183V182H120ZM225 183V182H224ZM238 183V182H237ZM244 183V182H243ZM247 183V182H246ZM19 184V183H18ZM18 184H16V185H18ZM23 184V183H22ZM28 184V183H27ZM31 184V183H30ZM50 184H54V183H50ZM57 184V183H56ZM60 184V183H59ZM97 184V183H96ZM119 184V183H118ZM236 184V183H235ZM239 184H240V182H239ZM238 184V185H239ZM259 184V183H258ZM262 184V183H261ZM21 185V184H20ZM58 185V184H57ZM61 185V184H60ZM63 185V184H62ZM61 185V186H62ZM78 185H80V184H78ZM81 185L84 187V185L81 183ZM89 185V184H88ZM95 185V184H94ZM122 185L124 186V183H122ZM207 185V184H206ZM233 185V184H232ZM246 185V184H245ZM244 185V186H245ZM19 186V185H18ZM25 186V185H24ZM64 186V185H63ZM96 186H99V185H96ZM104 186V185H103ZM211 185H209V187L208 188H211L212 189V187H210ZM220 186V185H219ZM226 186V185H225ZM255 186V185H254ZM260 186V185H259ZM263 185H261V187H262ZM78 187V186H77ZM81 187V186H80ZM89 187V186H88ZM88 187H86V188H88ZM93 187V186H92ZM128 187V186H127ZM137 187H138V185H137ZM214 187H216V186H214ZM240 187V186H239ZM243 187V186H242ZM247 187V186H246ZM257 187V186H256ZM8 188V187H7ZM22 188V187H21ZM79 188V187H78ZM82 188V187H81ZM223 188H225V187H223ZM238 188V187H237ZM236 188V189H237ZM14 189H17L16 188V186L14 187ZM20 189V188H19ZM25 189V188H24ZM80 189V188H79ZM100 189V188H99ZM239 189V188H238ZM256 189V188H255ZM8 190V189H7ZM23 190V189H22ZM82 190V189H81ZM80 190V191H81ZM85 190V189H84ZM83 190V191H84ZM94 189H92V191H93ZM105 190V189H104ZM124 190V189H123ZM142 190V189H141ZM222 190V189H221ZM231 191L233 190V189H230ZM262 190H264V188H262ZM261 190V191H262ZM86 191V190H85ZM91 191V192H92ZM118 191V190H117ZM116 191V192H117ZM139 191V190H138ZM147 191V190H146ZM206 191V190H205ZM210 191V190H209ZM231 191H229V192H231ZM257 191V190H256ZM9 192H11V191H9ZM13 192V191H12ZM16 192H19V190H17V191H15V193ZM23 192V191H22ZM122 192H124V191H122ZM145 192V191H144ZM150 192V191H149ZM207 192H208V190H207ZM212 192H213V190H212ZM217 192V191H216ZM88 193H89V191H88ZM101 193V192H100ZM106 193V192H105ZM126 193V192H125ZM196 193H200L199 191H197L196 190ZM195 192H193V194H196ZM206 193V192H205ZM204 193V194H205ZM209 193H211V192H209ZM222 193V192H221ZM236 193V192H235ZM14 194V193H13ZM17 194V193H16ZM21 194V193H20ZM83 194H84V196H85V193L83 192ZM82 194V195H83ZM97 194V193H96ZM127 194V193H126ZM207 194V193H206ZM214 194H217V193H214ZM214 194H212L213 196H215ZM227 194V196L229 195L228 193H226ZM256 194V193H255ZM81 195V196H82ZM95 195V194H94ZM93 195V196H94ZM102 195V194H101ZM135 195V194H134ZM151 195V194H150ZM198 195V194H197ZM199 195H201V194H199ZM211 195V197H213ZM217 195H219V194H217ZM216 195V196H217ZM225 195V194H224ZM223 195V196H224ZM234 197H235V194H232ZM246 195V194H245ZM24 196V195H23ZM87 196V195H86ZM91 196V195H90ZM96 196V195H95ZM98 196V195H97ZM96 196V197H97ZM99 196H100V194H99ZM133 196V195H132ZM205 196V198H206V195H204ZM226 196V195H225ZM227 196H226V198H227ZM231 196V195H230ZM237 196V195H236ZM262 196V195H261ZM260 196V197H261ZM135 197V196H134ZM188 197V196H187ZM192 197V196H191ZM200 197V196H199ZM201 197H202V195H201ZM234 197H232V198H234ZM240 197H241V193H240ZM254 197V196H253ZM258 197V196H257ZM6 198H10L9 199V201H5L6 200ZM15 198H17L16 196H15ZM23 198V197H22ZM88 198H90V197H88ZM133 198V197H132ZM132 198H130V200L132 199ZM178 198H179V200H181V202H182V206H186V207H188V203L186 202V196L184 195V194H182L181 196H178ZM196 198H198V197H196ZM210 198V197H209ZM214 198V197H213ZM231 198V199H232ZM239 198V197H238ZM238 198H237V200H238ZM243 198V197H242ZM263 198V197H262ZM261 198V199H262ZM83 199V198H82ZM91 199V201H92V198H90ZM99 199V198H98ZM98 199H96L97 201H99ZM104 199V198H103ZM102 199V200H103ZM149 199V198H148ZM151 199V198H150ZM215 199V198H214ZM87 200V199H86ZM85 200V201H86ZM198 200H200V199H198ZM237 200H236V202H237ZM245 200V199H244ZM260 200V199H259ZM264 200V199H263ZM22 201V200H21ZM88 201V200H87ZM96 201V202H97ZM150 201V200H149ZM148 201V202H149ZM197 201V200H196ZM195 201V202H196ZM210 201H212V200H210ZM217 201V200H216ZM222 201V200H221ZM246 201V200H245ZM256 201V200H255ZM150 202H152V201H150ZM193 202V201H192ZM234 202V201H233ZM244 202V201H243ZM242 202V203H243ZM254 202V201H253ZM72 203V202H71ZM222 203V202H221ZM249 203V202H248ZM257 203V202H256ZM86 204V203H85ZM97 204V203H96ZM214 204V203H213ZM253 204V203H252ZM87 205V204H86ZM85 205V206H86ZM93 205V204H92ZM106 205V204H105ZM195 205V206H194ZM209 205V204H208ZM211 205V204H210ZM219 205V204H218ZM230 205V204H229ZM237 205V204H236ZM243 205H244V203H243ZM84 206V207H85ZM94 206H95V204H94ZM193 206H194V208H195V210H196V212L197 213H199V215H201V213H204V212H201V210H202V206H201V204L200 203H195V204H193ZM227 206V205H226ZM233 206H234V204H233ZM249 206V205H248ZM262 206H263V204H262ZM75 207V206H74ZM109 207V206H108ZM206 207V206H205ZM213 207V206H212ZM231 207V206H230ZM239 207V206H238ZM237 207V208H238ZM88 208V207H87ZM90 208V207H89ZM89 208H88V210H89ZM98 208H100V207H98ZM134 208H136V205H135V207ZM203 208H204V205H203ZM208 208V207H207ZM218 209H220L219 207H217ZM232 208V207H231ZM243 208V207H242ZM245 208V207H244ZM36 209H38V208H36ZM104 209H106V208H104ZM104 209H102V211L104 210ZM147 209V208H146ZM156 209H158L157 207H156ZM223 209H226V208H223ZM97 210V209H96ZM99 210H101V208L99 209ZM192 210V209H191ZM195 210H193V211H195ZM205 210V209H204ZM203 210V211H204ZM212 210V209H211ZM227 210V209H226ZM244 210V209H243ZM242 210V211H243ZM263 210V209H262ZM79 211H80V209H79ZM86 211V210H85ZM91 211V210H90ZM94 211V210H93ZM106 211H108L109 212V210H108V208H107V210ZM139 211V210H138ZM146 211H148V210H146ZM150 211V210H149ZM148 211V212H149ZM154 211H158V210H154ZM189 212H190V210H188ZM207 211V210H206ZM223 212H224V210H222ZM236 211V210H235ZM238 211V210H237ZM247 211V210H246ZM249 211V210H248ZM255 211V210H254ZM258 211V210H257ZM76 212V211H75ZM82 212V211H81ZM88 212V211H87ZM100 212V211H99ZM141 212V211H140ZM184 212V211H183ZM189 212H187V213H189ZM226 212V211H225ZM224 212V213H225ZM245 212V211H244ZM74 213V212H73ZM72 213V214H73ZM96 213V212H95ZM102 213V212H101ZM206 213H208V212H206ZM223 213V214H224ZM238 213V212H237ZM249 213V212H248ZM259 213H260V211H259ZM114 214V213H113ZM129 214H131V213H129ZM186 214V213H185ZM193 214H194V212H193ZM244 214V213H243ZM245 214H247V213H245ZM257 214V213H256ZM262 214V213H261ZM74 216H75V213L73 214ZM78 215V214H77ZM80 215V214H79ZM78 215V216H79ZM83 214L81 213V216H82ZM92 215H93V213H92ZM133 215V214H132ZM188 215H191V214H188ZM204 215H206V214H204ZM211 215V214H210ZM221 215H222V213H221ZM250 215V214H249ZM249 215H247V216H249ZM264 215V214H263ZM262 215V216H263ZM113 216V215H112ZM115 216V215H114ZM193 216H195V214L193 215ZM246 216V217H247ZM117 217V216H116ZM187 217V216H186ZM190 217V216H189ZM198 217V216H197ZM208 217V216H207ZM217 217V216H216ZM241 217V216H240ZM250 217V216H249ZM82 218V217H81ZM84 218V217H83ZM93 218V217H92ZM97 218V217H96ZM188 218V217H187ZM205 218V217H204ZM248 218V217H247ZM36 219V218H35ZM74 219H75V217H74ZM95 219V218H94ZM131 219H132V217H131ZM157 219H158V217H157ZM189 219V218H188ZM197 219V218H196ZM208 219V218H207ZM238 219V218H237ZM263 219V218H262ZM27 220V219H26ZM83 220L84 219H82V222H83ZM133 220V219H132ZM131 220V221H132ZM211 220V219H210ZM219 220H221V219H219ZM219 220L218 221H213L212 222V224L214 225L213 227H215V229H218V230H220V229H225V226H224V224H223V222H219ZM251 220V219H250ZM257 221H258V219H256ZM255 220V221H256ZM23 221V220H22ZM81 221V220H80ZM94 221V220H93ZM102 221V220H101ZM145 221V220H144ZM212 221V220H211ZM223 221V220H222ZM260 221V220H259ZM262 221V220H261ZM24 222V221H23ZM23 222H21V223H23ZM133 222H134V220H133ZM200 222V221H199ZM198 222V223H199ZM226 222V221H225ZM246 222V221H245ZM83 223H85V222H83ZM94 223H95V221H94ZM97 223V222H96ZM142 223V222H141ZM144 223V222H143ZM142 223V224H143ZM204 223H206V222H204ZM210 223V222H209ZM247 223V222H246ZM141 224V225H142ZM151 224V223H150ZM149 224V225H150ZM229 225H230V223H228ZM227 224V225H228ZM156 225V224H155ZM159 225H160V223H159ZM197 226H198V224H196ZM195 225V226H196ZM202 225V224H201ZM211 225V224H210ZM233 225H234V223H233ZM77 226V225H76ZM97 226H99L98 225V223H97ZM143 226V225H142ZM145 226H146V223H145ZM161 226H163V225H161ZM231 226V225H230ZM260 226V225H259ZM24 227H26V226H24ZM100 227V226H99ZM133 227H134V225H133ZM187 227V226H186ZM188 227H189V225H188ZM208 227V226H207ZM210 227V226H209ZM212 227V225H211V228H213ZM229 227V226H228ZM232 227V226H231ZM230 227V228H231ZM234 227V226H233ZM21 228V227H20ZM74 228V227H73ZM85 228H86V226H85ZM149 228H151V226H149ZM160 228V227H159ZM192 228H193V225H192ZM234 228H236V227H234ZM243 228V227H242ZM51 229H52V227L50 228H48V231H51ZM79 229V228H78ZM117 229H119V227L117 228ZM117 229H115L114 228V230H112V231H109V233H107V234H120L119 233V231L117 230ZM146 229H148V227H146ZM158 229V228H157ZM169 229V228H168ZM187 229V228H186ZM240 229H241V227H240ZM239 229V230H240ZM58 230V229H57ZM82 230V229H81ZM189 230V229H188ZM193 230V229H192ZM199 230V229H198ZM231 230V229H230ZM145 231V230H144ZM154 231V230H153ZM169 231V230H168ZM202 231V230H201ZM222 231V230H221ZM77 232V231H76ZM131 232H134V230L132 231L131 230ZM148 232V231H147ZM152 232V231H151ZM156 232V231H155ZM194 232V231H193ZM214 232V231H213ZM229 232H232V231H229ZM228 232V233H229ZM249 232V231H248ZM144 233V232H143ZM153 233V232H152ZM152 233H147V234H152ZM190 233V232H189ZM188 233V234H189ZM201 233V232H200ZM20 234V233H19ZM80 234V233H79ZM105 234H106V232H105ZM133 234H135V233H133ZM141 234H142V232H141ZM146 234V233H145ZM166 234V233H165ZM195 234V233H194ZM247 234V233H246ZM249 234V233H248ZM204 235H206V234H204ZM229 235V234H228ZM245 235V234H244ZM258 235V234H257ZM117 236V235H116ZM140 236V235H139ZM150 236V235H149ZM156 236V235H155ZM155 236H153V238H151L152 240L155 238ZM195 236V235H194ZM211 236V239H215L216 237H214L213 236V234L212 235H210ZM213 236V237H212ZM216 236V235H215ZM221 236H222V234H221ZM237 236L238 235H236V238H237ZM259 236V235H258ZM9 237V236H8ZM141 237V236H140ZM164 237V236H163ZM198 237V236H197ZM200 237H202V234H201V236ZM235 237V236H234ZM245 237H246V235H245ZM255 237V236H254ZM78 238V237H77ZM144 238H146V237H144ZM150 238V237H149ZM166 238V237H165ZM199 238V237H198ZM232 237H230V239H231ZM247 238V237H246ZM257 238V237H256ZM260 238V237H259ZM259 238H257V239H259ZM264 238V237H263ZM130 239V238H129ZM134 239V238H133ZM150 239V240H151ZM156 239V238H155ZM201 239V238H200ZM226 239V238H225ZM238 239V238H237ZM237 239H236V241H237ZM111 240H113V239H111ZM115 240V239H114ZM113 240V241H114ZM195 240L197 241V239L195 238ZM222 239L220 238V236H219V238H216V241H217V243H223L222 241H221ZM232 240V239H231ZM263 241H264V239H262ZM107 241V240H106ZM167 241V240H166ZM169 241V240H168ZM194 241V240H193ZM203 241V240H202ZM209 241V240H208ZM211 241V240H210ZM234 241V240H233ZM236 241H235V243L234 244H236ZM244 241V240H243ZM259 241V240H258ZM109 242V241H108ZM149 242V241H148ZM155 242V241H154ZM161 242V241H160ZM260 242V241H259ZM7 243H9V241H7ZM105 243V242H104ZM133 245H134V247H136V248H138V249H140L141 247H142V242L139 240V239H134L133 240ZM151 243V242H150ZM216 242H214V244H215ZM225 243V242H224ZM223 243V244H224ZM240 243V242H239ZM242 243V242H241ZM240 243V246L242 245ZM245 243V242H244ZM261 243V242H260ZM264 243V242H263ZM1 244H2V242H1ZM1 244H0V247L2 248V246H1ZM109 244V243H108ZM144 244V243H143ZM156 244V243H155ZM154 244V245H155ZM167 244V243H166ZM195 244H196V242H195ZM197 244H199V243H197ZM228 244V243H227ZM227 244H226V246H227ZM247 244V243H246ZM245 244V245H246ZM255 244V243H254ZM7 245V244H6ZM149 245V244H148ZM151 245V244H150ZM244 245V246H245ZM258 245V244H257ZM264 245V244H263ZM3 246H4V244H3ZM93 246H95V244L93 245ZM117 246V245H116ZM128 246V245H127ZM176 246V245H175ZM206 246H208V245H206ZM217 246V245H216ZM215 245H214V248L216 247ZM225 246V247H226ZM243 246V245H242ZM247 246V245H246ZM249 246V245H248ZM255 246V245H254ZM133 247V246H132ZM209 247V246H208ZM213 247V246H212ZM218 247V246H217ZM228 247V246H227ZM5 248V247H4ZM111 248V247H110ZM236 248V247H235ZM247 248H249V247H247ZM251 248V247H250ZM76 249V248H75ZM78 250H79V252H81L80 251V249L79 248H77ZM133 249V248H132ZM173 249V248H172ZM199 249V248H198ZM208 249H210V248H208ZM213 249V248H212ZM216 249V248H215ZM228 249V248H227ZM243 247L242 248H238L237 249V251H238V253H240V254H242V252H243ZM260 249H261V247H260ZM71 250H73L72 248H71ZM77 250V251H78ZM129 250V249H128ZM142 250V249H141ZM224 250V249H223ZM222 250V251H223ZM230 250V249H229ZM247 250V249H246ZM251 250H252V248H251ZM262 250V249H261ZM76 251V250H75ZM112 251V250H111ZM119 251V250H118ZM143 251V250H142ZM171 251H173V250H171ZM176 251V250H175ZM199 251V250H198ZM202 251H203V248H202ZM231 251V250H230ZM249 251V250H248ZM130 252V251H129ZM132 252V251H131ZM130 252V253H131ZM135 252H136V250H135ZM138 252V251H137ZM144 252V251H143ZM215 252H217V251H215ZM214 252V253H215ZM224 252V251H223ZM245 252V251H244ZM252 252H253V250H252ZM228 253V252H227ZM120 254V253H119ZM122 254V253H121ZM120 254V255H121ZM132 254H133V252H132ZM137 254V253H136ZM186 254H187V252H186ZM199 254V253H198ZM197 254V255H198ZM201 254V253H200ZM207 254V253H206ZM212 253H210V255H211ZM224 254V253H223ZM1 255V254H0ZM209 255V256H210ZM218 255V254H217ZM225 255V257H226V254H224ZM229 255V254H228ZM245 255V254H244ZM123 256V255H122ZM178 256V255H177ZM177 256H174V257H177ZM189 256V255H188ZM200 256V255H199ZM213 256H216V253H215V255H213ZM218 256H220V255H218ZM242 256V255H241ZM1 257V256H0ZM145 257H146V255H145ZM150 257V256H149ZM159 257V256H158ZM190 257V256H189ZM188 257V258H189ZM195 257V256H194ZM228 257V256H227ZM247 257V259H249L252 263H254V264H256V262L258 261V260H260L261 258H262V256H260L259 254H252V255H247L246 256ZM20 258V257H19ZM136 258V257H135ZM135 258H133L134 260H136ZM214 258V257H213ZM6 259V261H4ZM5 259H4V257H3V259H1V261H0V264H8V263H11V264H18V259H14L12 256H8L7 255V257H5ZM100 259V258H99ZM138 259V258H137ZM175 259V258H174ZM191 259V258H190ZM206 259H207V257H206ZM102 260V259H101ZM133 260V261H134ZM144 260H145V258H144ZM146 260H147V258H146ZM145 260V261H146ZM156 260V259H155ZM179 260V259H178ZM187 260V259H186ZM194 260V259H193ZM210 260H211V258H210ZM228 260V259H227ZM103 261V260H102ZM195 261V260H194ZM199 261V260H198ZM207 261V260H206ZM216 261V260H215ZM230 261V260H229ZM238 263L240 262L239 260H236ZM246 261V260H245ZM137 262V261H136ZM148 262V261H147ZM152 262H153V260H152ZM159 262V261H158ZM221 262V261H220ZM219 262V263H220ZM225 262V261H224ZM231 262V261H230ZM229 262V263H230ZM247 262H249L248 260H247ZM86 263H88V262H86ZM103 263V262H102ZM199 263V262H198ZM204 263V262H203ZM213 263H215V262H213ZM260 263H262V262H260ZM260 263H258V264H260ZM143 264H147L146 262H143ZM186 264V263H185ZM200 264V263H199ZM215 264H217V263H215ZM223 264V263H222ZM224 264H226V263H224ZM228 264V263H227ZM240 264H241V262H240ZM244 264H245V262H244Z\"/></svg>","mask_w":264,"mask_h":264}]
</instances>
